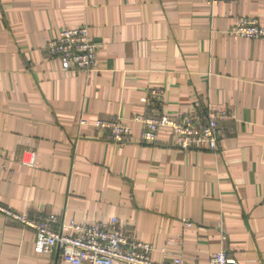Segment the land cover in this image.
<instances>
[{"label": "crops", "instance_id": "obj_1", "mask_svg": "<svg viewBox=\"0 0 264 264\" xmlns=\"http://www.w3.org/2000/svg\"><path fill=\"white\" fill-rule=\"evenodd\" d=\"M239 18L264 26V0H0V204L31 220L116 218L156 264L221 250L264 264V39L233 37ZM82 25L96 72L63 73L47 43ZM152 88L161 97L142 104ZM206 107L228 113L216 152L179 151L165 133L141 144L130 121L117 145L91 126ZM33 245L0 216V264H63Z\"/></svg>", "mask_w": 264, "mask_h": 264}, {"label": "built area", "instance_id": "obj_2", "mask_svg": "<svg viewBox=\"0 0 264 264\" xmlns=\"http://www.w3.org/2000/svg\"><path fill=\"white\" fill-rule=\"evenodd\" d=\"M210 5L240 0H207ZM231 35L235 38L253 40L264 39V26L256 20L239 18ZM50 56L59 62L63 73L96 72L98 47L88 34L85 25L62 28L57 36L51 38L46 46ZM161 89H149L140 102L149 104L151 99H159ZM226 110L206 107L192 113H179L169 116L163 113L154 115H134L129 120L111 118L95 120L91 126L106 134L113 144L129 143L131 127L126 121L141 126L139 142L155 145L161 133L168 135L170 143L179 151L189 153L195 150L216 152L226 131L221 122L227 119ZM80 124H86L80 121ZM32 166V162L29 163ZM0 216L7 224H17L30 229L34 234L33 251L36 255H48L55 248L59 250L63 264H156L149 258L151 248L148 244L129 237L116 218L106 222L75 223L60 222L55 215L39 216L31 220L26 215L13 212L0 204ZM184 264L175 258L171 263ZM209 264H237L228 259L221 250L215 253Z\"/></svg>", "mask_w": 264, "mask_h": 264}]
</instances>
